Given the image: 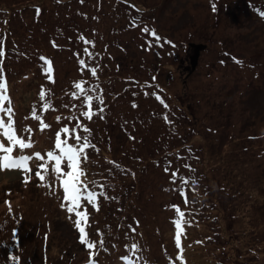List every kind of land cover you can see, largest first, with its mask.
<instances>
[{"label": "rangeland", "instance_id": "374dc122", "mask_svg": "<svg viewBox=\"0 0 264 264\" xmlns=\"http://www.w3.org/2000/svg\"><path fill=\"white\" fill-rule=\"evenodd\" d=\"M52 1L0 0V78L17 134L34 141L14 155L39 151L46 161L61 127L91 129L95 148L81 167L99 209L82 199L79 210L89 213V240L104 241L96 264H264V0ZM15 2L33 5L2 21ZM60 30L66 34L57 38ZM199 44L205 48L191 70V45ZM39 53L54 57L51 72ZM81 79L94 97L91 120L80 116L83 97L70 95ZM0 142L7 144L2 129ZM40 162H29L28 182L22 170H0V264L4 253L18 258L13 264H87L75 214L60 207L70 202L62 201L54 162L50 187L35 176ZM173 204L185 214L180 248Z\"/></svg>", "mask_w": 264, "mask_h": 264}, {"label": "snow or ice", "instance_id": "6c2138e0", "mask_svg": "<svg viewBox=\"0 0 264 264\" xmlns=\"http://www.w3.org/2000/svg\"><path fill=\"white\" fill-rule=\"evenodd\" d=\"M213 8H215V5H213ZM35 11L38 14L41 9L36 6ZM264 15V13H262ZM135 25H133L134 27ZM150 30L148 27L143 28V32L148 33ZM151 35L155 37L157 40L160 39L158 34L154 29L151 30ZM88 43H93L94 41H88ZM168 43H171L169 41ZM4 55V52L2 49H0V56ZM41 59H45L44 57H41ZM235 59V58H233ZM237 63H240V61H236ZM79 65L85 66V61L83 59H80L78 61ZM87 67V66H85ZM98 65L95 67H91L90 73L92 77L97 76V69ZM52 69V62L48 61V68L47 71L51 72ZM83 71V69H81ZM52 76H48V80H52ZM85 84L84 80H78L74 82V88L78 91H72L70 95L74 98L78 96L83 97V104L87 106V110H84L80 112V116L87 118L88 120H91L93 118V95H89L86 91V89L83 87ZM153 95H155L153 93ZM39 97L41 100L45 99V92L43 89L39 92ZM157 99H160L159 96L156 97ZM96 100L103 102L102 96H97ZM8 102V106H5V102ZM11 102L8 85L5 80L0 78V113H4L7 119L0 117V129L3 131V137L6 138L7 144L0 142V170H22L24 175L25 182H28L30 179V174L32 173V169L29 166V162L36 158L42 162H40L37 165V170L35 171V176L39 178L41 181V186L50 187L45 181H46V175L49 171V165L48 162H54L51 164V171L56 174V178L59 181L62 190H63V196L62 201L70 202L69 204H65L64 202H61L60 207L62 209L66 208V211L68 213H74L75 214V220H74V227L78 230L79 236L78 239L80 243L84 246H86L87 249H89V259L87 261V264H96V261L92 258L95 255L94 249L96 247H103L104 241H99V244L94 241H90L88 238V233L85 230V225L88 223V217L89 213L87 211V208H84V210H79L81 208V201L86 200L88 205H91L92 208L95 210L99 209V204L97 202V192L95 190H89V182L86 179V174L84 168L81 167L82 163V157L83 161H87L88 156L85 152L86 149L89 148H95V145L92 144L91 141V129L88 128L83 123H77L76 127L70 128L68 126L61 127L56 133L54 137V148L52 150H48L46 152L47 160L45 161L44 156L41 152L36 151L33 152L31 155H14V149L18 148L19 150H25L30 149L34 145V141L32 139H25L22 138L20 135L17 134V128L15 127V120H14V108ZM49 102H45L43 104L44 109L49 108ZM64 107H69L68 105H64ZM73 108H75V105H72ZM133 107H136V105L133 103ZM164 107H167L165 104ZM103 111L102 109L100 110ZM30 115L33 118L36 117L35 108L30 113ZM27 119V117H26ZM61 117L57 116V121H59ZM69 119H77L75 116L69 117ZM167 119V117H165ZM49 127L47 124L43 123L41 121L40 129L43 131L45 128ZM81 129L84 135H81V133L77 130ZM25 131L31 132L32 129L30 127H26ZM68 134L73 140L74 143H70L68 139H62L61 134ZM134 139V138H133ZM98 151V150H97ZM62 164L66 166L67 171H65V168L62 167ZM186 167L190 168V165H186ZM165 172H168L169 169L165 168ZM176 176V173L173 172L172 175L169 177L170 179H173ZM84 177V179H82ZM94 183V182H93ZM181 183L187 184L188 180L181 177ZM105 186L100 185V188L103 189ZM180 194L183 195V189L181 188ZM101 196L104 195V192L100 193ZM7 203V202H6ZM187 203V201H185ZM171 208L175 209L176 215L180 218L175 219V245L177 248H180L181 246V235H182V219L184 217V212L180 210V208L173 204L171 205ZM9 211H11V207L9 206ZM83 222V223H82ZM135 230L134 228L132 229ZM99 231V229H97ZM138 245L133 243L131 245V248L136 249ZM13 260H16L18 258L13 257ZM123 259H128L127 256L123 257ZM181 261H183V257H180Z\"/></svg>", "mask_w": 264, "mask_h": 264}, {"label": "trees", "instance_id": "16d2710c", "mask_svg": "<svg viewBox=\"0 0 264 264\" xmlns=\"http://www.w3.org/2000/svg\"><path fill=\"white\" fill-rule=\"evenodd\" d=\"M66 1H69V0H53L52 2L53 3H55L56 5H58V6H62V4H65V2ZM74 1H76V0H70L69 2H71V3H73ZM85 1L84 0H77V2H74V3H76V4H78V5H81V4H83ZM36 3H38V1L36 2ZM13 4V3H12ZM33 4H31V3H20V2H15V4H14V7H13V12H12V14H11V16L10 17H7V18H5V19H2V21H5L6 20V22L7 21H10L11 22V19L13 18V16H19L18 14H21V12L22 11H26V10H28V7L29 6H32ZM12 6L13 5H11L10 7L12 8ZM7 9L9 10V8L7 7ZM23 13V12H22ZM64 20H66V17H64L63 18ZM5 22V23H6ZM66 23V22H65ZM5 25V24H4ZM70 26V25H69ZM69 26H67L66 28H68ZM6 27H7V25H6ZM12 34V33H11ZM66 34V32H65V30H60L59 32H57V34L55 33V35L54 36H57V38H59V37H62V36H64ZM53 36V39H55V37ZM40 54V59H41V55H44L45 54V56H43V57H45L46 58V60H50L52 63H55V59H54V57L50 54V53H39ZM42 60V59H41ZM40 61V60H39ZM43 61V60H42ZM3 74H5V73H3ZM2 74V75H3ZM95 145V144H94ZM230 177H234V176H230ZM230 177H224V180H227V182H228V185L229 184H231L230 182H229V180H231V178ZM234 179V178H233ZM232 181V180H231ZM226 182V183H227ZM251 185V184H250ZM250 185H249V187L248 188H250ZM252 187V186H251ZM254 230H253V232L255 233V228H253ZM263 237V236H262ZM18 240H19V238H17ZM16 239V240H17ZM262 240L260 241V242H264V238H261ZM17 240V241H18ZM17 241H15L14 242V244L17 242ZM1 242V241H0ZM4 255L6 256V258H5V256H4V259H5V264H6V261H7V264H13V263H15L14 262V260L12 259V260H10L9 259V255H6V253H4ZM10 262V263H9ZM207 264H208V262H207Z\"/></svg>", "mask_w": 264, "mask_h": 264}, {"label": "water", "instance_id": "95a60500", "mask_svg": "<svg viewBox=\"0 0 264 264\" xmlns=\"http://www.w3.org/2000/svg\"><path fill=\"white\" fill-rule=\"evenodd\" d=\"M195 49V54L191 58V70H193L197 64V59L199 55V51L203 50L205 48V45L199 44V45H191Z\"/></svg>", "mask_w": 264, "mask_h": 264}]
</instances>
